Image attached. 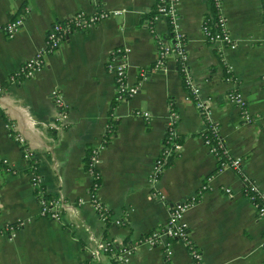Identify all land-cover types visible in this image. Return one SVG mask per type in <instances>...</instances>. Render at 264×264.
<instances>
[{
	"label": "crops",
	"instance_id": "1",
	"mask_svg": "<svg viewBox=\"0 0 264 264\" xmlns=\"http://www.w3.org/2000/svg\"><path fill=\"white\" fill-rule=\"evenodd\" d=\"M179 3V26L200 98L209 103L231 156L242 158V172L264 192L263 0H223L235 48L211 43L204 34L205 18L214 16L212 0ZM155 6L156 0H0V264H87L93 249L107 241L131 251L127 264H194L185 241L164 239L157 246L143 241L167 222L173 203L193 198L184 221L206 264H264V216L245 194L241 173L232 167L217 172L218 160L203 136L206 121L195 100L187 98L179 66L169 60L154 68L161 41H173L168 19L151 18ZM26 8L30 14L9 37L3 26ZM101 10L119 13L71 33L34 76L13 78L45 47L56 21ZM117 50L128 61V83L139 92L116 104L114 133L107 141L110 108L117 99L108 63ZM55 88L67 110L58 129L53 128ZM234 91L241 94L239 103L228 99ZM172 109L180 116L176 129L183 144L153 184ZM14 133L24 135L47 194L75 204L63 210L60 221L41 215L32 171ZM99 144L104 148L96 166L102 177L98 196L110 209L107 222L92 206L94 179L84 167L88 148ZM205 183L209 187L202 190ZM154 190L166 199H157ZM100 257L98 264H109L106 252Z\"/></svg>",
	"mask_w": 264,
	"mask_h": 264
},
{
	"label": "built area",
	"instance_id": "2",
	"mask_svg": "<svg viewBox=\"0 0 264 264\" xmlns=\"http://www.w3.org/2000/svg\"><path fill=\"white\" fill-rule=\"evenodd\" d=\"M213 6L217 9V15L215 17L214 22L207 26L203 25V31L207 38V40L211 43H215L218 41L224 42L228 47L235 48L237 46V42L233 39L227 17L223 14V0H212ZM156 8L157 13L154 15V20L158 16H163L168 19L171 30V37L173 41L170 40H162L158 46L157 51V59L154 63L155 69L162 68L167 61L172 60L178 66L180 72L183 74L185 85L189 91L187 95L188 99H194L197 107L199 108L201 115L204 117L207 129L211 128L216 133L218 142L217 144L213 143L211 139L204 138L206 143L208 144L211 151L215 154L218 160V168L217 172H222L228 167H232L239 171L242 175V178L245 183V194L247 197L254 203L257 208V214L259 217L264 216V192H261L257 189L256 185L248 179V177L241 170V162L242 158L240 157H232L229 149L227 148L225 142L219 135L217 125L214 124L212 119V111L210 109L209 103L200 98L201 95V87L200 84L197 83L189 68V53L187 51V42L183 31L179 26L180 19V3L179 0H156ZM263 10H264V0H263ZM26 13L17 18L16 20L9 21L3 26V30L6 34L13 38L20 27L23 25L25 21V17L30 14V9L26 8ZM112 13H119V11H106L101 10L96 14H89L84 11H79L68 18L56 21L52 27L49 29L46 35V45L43 49L36 52L34 56L27 59L21 66L20 72L15 74L13 78L16 76L23 77H32L34 74L44 67L45 58L47 55L56 52L63 41L67 39V37L77 31H87L94 27L97 23L109 17ZM149 24L151 22L147 21ZM147 23V24H148ZM109 70L113 73L116 82V98L119 101L127 100L133 97L135 94L139 92V87L137 85L129 84L127 81L128 74V61L126 59L125 54L121 53L120 50H117L115 54H113L110 62L108 63ZM1 91V88H0ZM51 97L55 106L57 107V121L53 124V128H60L64 124V120L67 117V110L64 102L63 93L55 88L51 91ZM228 99L231 102H240L241 94L238 91H234L228 94ZM138 114H141L145 117H149V112L146 111H138ZM179 114L175 110H171V121L167 127V132L164 138L163 147L161 153L156 158L154 168L151 174L150 181L153 184H156L159 177L161 176L164 169L167 167V163L169 161V157L171 154V149L168 147V142L172 141L174 137L178 136L177 133V123L179 121ZM246 122H251L252 118L249 114H245ZM12 129L14 125L10 126ZM17 139H19L20 143L24 149V158L27 161V164L30 168L32 167L31 159L33 152L28 147V144L25 140L24 135L20 133H15ZM104 148V145L99 144L94 147L92 150V166L90 171H88L93 177V183L90 190V196L92 200V206L97 212L99 218L103 222L109 221L111 217L109 207L103 203L99 196L98 190L102 184V177L100 171L96 168L101 152ZM221 156L225 157V160L220 161ZM37 169V167H36ZM32 171L31 183L33 188L37 191L39 206L41 209V215L44 217L51 218L53 220L60 221L63 217L62 212L66 207H70L71 205H75L72 203L65 202L63 199L48 196L47 191L43 185V177L38 171ZM215 173L211 174L207 177L205 182H208L214 177ZM208 183L202 185L201 189H208ZM227 193H231L230 188H224ZM153 195L160 200H165L166 195L163 194L159 190H154ZM196 202V199H186L175 202L170 207V214L167 222L163 225L162 228L150 233L147 235L143 241L150 243L151 245H159L164 239L171 240H182L185 241L190 249L191 259L194 264H206L204 261L203 253L200 248L191 240L190 238V230L187 223L184 221V216L186 211L191 208ZM83 202L79 200L78 205ZM14 231V228L11 227ZM110 241L99 243L98 247L93 249L92 259L87 264H98L100 262V255L104 252H107L110 249L109 246ZM166 252L168 255L171 253V245L170 243H166ZM131 251L128 249H124L120 253V259L122 264H127L129 261V256Z\"/></svg>",
	"mask_w": 264,
	"mask_h": 264
},
{
	"label": "trees",
	"instance_id": "3",
	"mask_svg": "<svg viewBox=\"0 0 264 264\" xmlns=\"http://www.w3.org/2000/svg\"><path fill=\"white\" fill-rule=\"evenodd\" d=\"M156 13H157V8L155 6L153 12L150 14L151 18ZM216 15H217V9L214 7V16L212 18H210V16H207L205 18L204 25H207V26L211 25L214 22ZM118 101L119 100L115 99L111 105V108H110L109 116L111 119H110L108 131L106 134V140L107 141H109L111 139V137L113 136V133H114L113 132V124L115 123V121L113 120V111H114V108H115L116 104L118 103ZM9 124H11V122H9ZM13 135L16 138L15 133ZM203 136H204V138L211 139V141L215 144H217V142H218L216 133L211 128H208L206 130V132L203 133ZM183 139H184V137H182L181 135H178V136L174 137V139L172 141L168 142L167 145L171 149V154L169 157V161L167 163V167L171 166L173 164L175 158L178 157L181 145L183 144ZM17 141H19V139H17ZM92 150H93V147L88 148L85 159H84V167H85L86 171H90L91 166H92ZM223 160H225V157L221 156L220 161H223ZM30 161H31L32 167H33V168H31V170L36 172L37 171L36 161L34 159H31ZM48 196H51V195L48 194ZM109 246H110V249L106 252L109 264H122L121 259H120V253H121L123 248H121L115 242H110ZM101 264H104V263H101Z\"/></svg>",
	"mask_w": 264,
	"mask_h": 264
}]
</instances>
